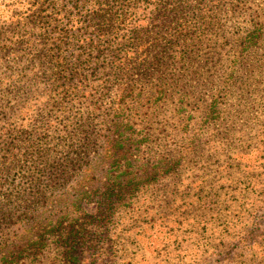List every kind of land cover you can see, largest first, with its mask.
Segmentation results:
<instances>
[{
  "label": "trees",
  "instance_id": "16d2710c",
  "mask_svg": "<svg viewBox=\"0 0 264 264\" xmlns=\"http://www.w3.org/2000/svg\"><path fill=\"white\" fill-rule=\"evenodd\" d=\"M204 1L29 0L25 19H38L44 52L32 53L29 37L0 46L7 71L0 76V264H16L28 252L38 258L45 247L53 252L48 264H76L72 252L84 231L78 223L107 219L139 184L173 169V151L153 154L159 103L172 100L177 112L188 111L185 99L197 105L198 122L189 115L183 122L189 145L224 120L219 104L230 92L235 101L241 97L244 59L257 55L264 19L216 34L234 40L230 49L237 51L221 64L223 50L208 46L213 34L203 37V28L190 23L207 17L206 26L216 25L226 0L207 9L209 16ZM50 10L59 15L54 26L46 22ZM87 20L93 36L81 32ZM221 21L225 26L228 17Z\"/></svg>",
  "mask_w": 264,
  "mask_h": 264
},
{
  "label": "rangeland",
  "instance_id": "374dc122",
  "mask_svg": "<svg viewBox=\"0 0 264 264\" xmlns=\"http://www.w3.org/2000/svg\"><path fill=\"white\" fill-rule=\"evenodd\" d=\"M65 2L54 7L61 9ZM219 2L205 0L204 14L209 16L207 9ZM222 7L226 15L216 17V25L206 26L207 17L190 24L203 28V37L213 34L208 46L223 50L221 64L226 65L237 51L230 49L234 40L219 36L221 31L227 36L257 25L264 19V0H226ZM231 9L236 11L232 14ZM28 12L29 0H0V46L29 37L32 53L42 54L43 40L36 36L40 24L35 18L26 20ZM56 12H47L46 22H55ZM226 17L227 24L221 26ZM91 24L87 20L86 29L81 30L86 36H93ZM244 63L248 64L247 88L246 83L242 85L238 101L231 92L221 99L224 120L204 127L193 145L184 139L183 122L187 115L190 122H198L202 114L197 105L185 99L188 111L177 112L172 100L158 104L152 127L159 146L153 154L173 151L179 162L116 202L107 219L87 216L78 223L84 231L78 251L72 252L78 256L76 264H264V38L257 55L245 58ZM204 71L205 75L210 72ZM3 73L7 71L0 66V76ZM96 77V83L103 79L99 74ZM195 80L193 86L203 81L202 77ZM94 206L91 201L84 210L91 213ZM50 250L43 248L38 258L33 252L24 253L16 264H48V256L53 255Z\"/></svg>",
  "mask_w": 264,
  "mask_h": 264
}]
</instances>
